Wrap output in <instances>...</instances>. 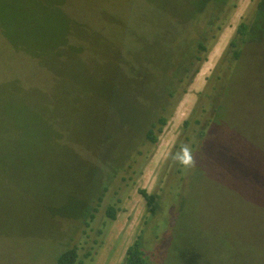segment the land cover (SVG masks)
Segmentation results:
<instances>
[{"label":"rangeland","instance_id":"rangeland-1","mask_svg":"<svg viewBox=\"0 0 264 264\" xmlns=\"http://www.w3.org/2000/svg\"><path fill=\"white\" fill-rule=\"evenodd\" d=\"M10 1L0 0V14L12 6ZM142 1L67 0L66 9L80 24H73L72 31L85 27L87 37L94 42L92 48L102 47L108 62L137 63L139 69V64H144L153 68L150 70L157 82L167 68L165 63L173 62L178 52L172 57V50L156 56L144 46L149 35L141 34V15H147ZM187 1L161 0L177 6ZM198 1L206 4L193 28L190 22L177 28L170 15L163 17L175 37L172 49L193 53L204 32L207 52L201 62L188 59L191 73L196 67L199 72L189 86L184 85L188 82L185 78L177 88L155 145L134 133L127 134L129 143L126 135L109 130L107 113L101 109L104 106L93 97L94 90L104 86L97 67L67 64L60 66L66 69L65 74L46 77L40 63L44 64L53 43L42 23L33 25L26 44L13 43L11 37L8 41L0 31V164L24 161L19 168L32 182L25 184L22 179L17 190L9 191L12 184L0 171V264H56L60 253L73 248L81 264H122L126 249L138 237L146 264H184L182 252L201 255V241H205L201 231L212 227L201 210V195L211 194L203 177L201 190V92L238 24L249 22L257 0ZM209 22H213L211 28L206 27ZM110 29L119 37L115 43L108 41ZM14 30L12 27L6 33ZM150 31L153 35L158 29L155 26ZM13 44L21 49H13ZM155 45L154 39L151 48ZM204 68L205 75L197 79ZM168 69L167 80H172L176 75ZM87 70L95 78L92 87L85 81ZM79 82L83 84L79 86ZM85 85L89 88L82 92ZM67 86L79 88L80 93L66 91ZM26 111L38 117L32 120L43 128L40 137L33 138L34 131L28 129ZM87 127L89 141L83 145L80 142ZM109 134L110 141L102 139ZM17 141L28 142L25 156L10 158L3 153ZM185 150L191 157L188 164L181 162L187 159ZM261 188L262 180L255 199ZM140 191L155 196L153 214ZM109 206L116 210L114 220L105 214ZM94 207L97 211L86 226L83 219ZM207 211L218 219L219 207L211 206ZM258 222H262L259 213L255 224Z\"/></svg>","mask_w":264,"mask_h":264},{"label":"trees","instance_id":"trees-1","mask_svg":"<svg viewBox=\"0 0 264 264\" xmlns=\"http://www.w3.org/2000/svg\"><path fill=\"white\" fill-rule=\"evenodd\" d=\"M66 1L11 0L12 6L0 14V19H3L0 21L3 37L8 41L11 37L13 43L17 41L26 44L29 39L27 33L33 25L42 23L53 43L44 64L40 63L46 77L65 74L66 69L60 66L65 67L67 64L97 67L101 71L104 86L99 91L95 89L93 97L100 99L104 106L101 109L107 113L106 125L109 130L118 135H126L129 143L131 139L128 135L134 133L141 134L146 143L155 145L167 123V106L175 98L177 88L184 83L185 78L188 82L184 85L189 86L193 76L199 72L196 67L191 73L188 59L201 62L202 55L207 52L204 32H201L202 40L196 43L193 53L172 49L175 37L163 17L170 15L172 25L177 28L181 29L188 22L193 28L206 2L188 0L177 6L176 3L166 4L161 0L142 1L147 15H141V34L151 35L144 39V46L156 56L172 50V57L178 52L173 62L165 63L167 68H164L162 79L154 82V72L150 70L153 68L139 64V69L136 68L137 63L128 65L118 60L108 62L102 55V47L97 45L92 48L94 42L87 37L85 27L72 31L73 24L76 27L80 24L68 14ZM251 15L250 23L241 22L236 27L234 37L206 79L205 88L201 92V190L203 177L211 191L210 196L201 195V210L206 213L207 224L212 227H203L201 231V240H205L201 241V255L193 252L180 254L184 264H264V0H257ZM155 26L158 31L152 35L150 29H155ZM212 26L213 22L206 24L207 28ZM12 27L15 30L6 33ZM94 27L98 29V26ZM107 35L109 43L119 39L113 29ZM154 39L157 47L152 49ZM11 47L21 49L14 44ZM224 66L226 68L222 69ZM168 68L173 69L171 72L176 75V79L167 80ZM94 80V76L87 70L85 81H90L92 87ZM82 84L79 82V86ZM28 85L34 87L33 84ZM85 88L89 87L85 85L82 92ZM66 91L80 93L79 88L70 86L66 87ZM26 115L27 127L34 131L33 138L40 137L44 133L43 128L32 120V117H38L27 111ZM96 124H99L98 120ZM187 124L186 121L183 123L184 126ZM87 128L85 138L80 142L83 145L89 141L90 127ZM52 135L58 137L56 133ZM102 139L110 141L111 134L103 135ZM27 143L17 141L3 153L11 155L10 158L25 156ZM30 151L34 152V149ZM124 156L128 157L126 150ZM23 163L0 164V171L6 173L12 184L9 191L17 190L22 179L25 184L32 183L23 177L26 173L19 168ZM261 180V192L258 199H255L254 193L259 191ZM140 194L153 214L155 196L145 191H140ZM100 201L101 195L97 197V204ZM211 206L217 210L219 207L217 220L207 211ZM96 211L97 207H94L89 215H85L83 221L86 220V226L93 220ZM258 213L262 222L255 224ZM105 214L114 220L116 210L109 206ZM257 226L262 229L258 230ZM2 241L11 245L9 241ZM140 241V237L136 238L126 249L122 264H146ZM56 264L81 263L73 248L60 253Z\"/></svg>","mask_w":264,"mask_h":264},{"label":"clouds","instance_id":"clouds-1","mask_svg":"<svg viewBox=\"0 0 264 264\" xmlns=\"http://www.w3.org/2000/svg\"><path fill=\"white\" fill-rule=\"evenodd\" d=\"M185 156H187V159H182V163L188 164L191 162V157L188 155L187 151L185 150Z\"/></svg>","mask_w":264,"mask_h":264},{"label":"bare ground","instance_id":"bare-ground-1","mask_svg":"<svg viewBox=\"0 0 264 264\" xmlns=\"http://www.w3.org/2000/svg\"><path fill=\"white\" fill-rule=\"evenodd\" d=\"M208 64H209V63H208ZM205 70H206V68H204L203 70L200 71V73L198 74L197 79L200 78V77H202L203 75H205V73H206ZM204 71H205V72H204ZM197 79H196V80H197ZM180 114H181V113H180Z\"/></svg>","mask_w":264,"mask_h":264}]
</instances>
